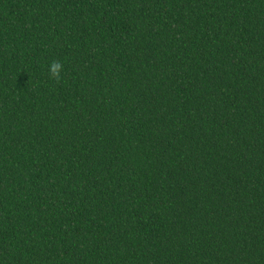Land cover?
Segmentation results:
<instances>
[{
	"label": "trees",
	"instance_id": "1",
	"mask_svg": "<svg viewBox=\"0 0 264 264\" xmlns=\"http://www.w3.org/2000/svg\"><path fill=\"white\" fill-rule=\"evenodd\" d=\"M0 264H264V0H0Z\"/></svg>",
	"mask_w": 264,
	"mask_h": 264
},
{
	"label": "clouds",
	"instance_id": "2",
	"mask_svg": "<svg viewBox=\"0 0 264 264\" xmlns=\"http://www.w3.org/2000/svg\"><path fill=\"white\" fill-rule=\"evenodd\" d=\"M64 71V65L62 62L53 60L47 65V74L50 79L59 81Z\"/></svg>",
	"mask_w": 264,
	"mask_h": 264
}]
</instances>
